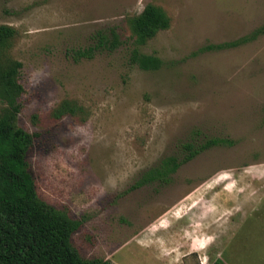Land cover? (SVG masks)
Masks as SVG:
<instances>
[{
  "label": "rangeland",
  "instance_id": "1",
  "mask_svg": "<svg viewBox=\"0 0 264 264\" xmlns=\"http://www.w3.org/2000/svg\"><path fill=\"white\" fill-rule=\"evenodd\" d=\"M152 4L170 19L129 61V19ZM21 64L17 124L41 200L81 221L71 242L111 264H264V0H0ZM114 31L112 51L93 47ZM72 112L55 117L61 104ZM3 104L0 103V109ZM224 139L165 185L132 188L185 142ZM204 238V241H199ZM199 239V240H198Z\"/></svg>",
  "mask_w": 264,
  "mask_h": 264
},
{
  "label": "trees",
  "instance_id": "2",
  "mask_svg": "<svg viewBox=\"0 0 264 264\" xmlns=\"http://www.w3.org/2000/svg\"><path fill=\"white\" fill-rule=\"evenodd\" d=\"M133 48L129 55L131 64L143 71L158 70L163 62L140 49L157 33L170 26V19L159 7L146 5L136 16L129 19ZM264 34V26L235 41L208 45L201 50L236 48L254 41ZM16 30L0 25V264H111L102 259H83L71 242L73 234L82 222L56 209L40 199L30 166L28 151L33 137L17 124L21 106L18 98L23 87L18 82L21 64L10 57ZM93 47L80 53L81 58H91L94 52L112 51L120 45L114 31H99L94 36ZM63 103L55 112L60 117L72 112ZM224 144V139H209L202 144L185 142L181 149L182 159L166 157L153 168L145 171L132 188L157 183L165 185L170 176L183 164L204 150ZM212 264H223L215 259Z\"/></svg>",
  "mask_w": 264,
  "mask_h": 264
},
{
  "label": "crops",
  "instance_id": "3",
  "mask_svg": "<svg viewBox=\"0 0 264 264\" xmlns=\"http://www.w3.org/2000/svg\"><path fill=\"white\" fill-rule=\"evenodd\" d=\"M204 240H205L204 238H201L199 241H204ZM216 259H220L223 262V264H226L225 261L223 260V258L221 257V255H219L218 257H216Z\"/></svg>",
  "mask_w": 264,
  "mask_h": 264
}]
</instances>
